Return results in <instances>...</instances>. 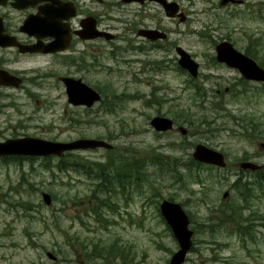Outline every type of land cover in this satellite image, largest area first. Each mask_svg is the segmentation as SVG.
<instances>
[{
  "label": "rangeland",
  "instance_id": "obj_1",
  "mask_svg": "<svg viewBox=\"0 0 264 264\" xmlns=\"http://www.w3.org/2000/svg\"><path fill=\"white\" fill-rule=\"evenodd\" d=\"M177 1L193 17H189V25L178 19L170 22L164 11L155 6L150 10L137 4L121 5V0H84L86 8L98 13L103 25L117 36L133 37L130 28L142 18L145 23L160 21L165 27L174 28V41L198 54L203 73H218L224 78L221 82L199 80L209 91L219 84L228 85L238 72L207 66L202 54L209 53L214 45L208 37L201 38L204 33L214 40L221 34L230 35L241 47L251 38L259 58L264 60L263 18L250 20L246 12L231 18L225 15L229 8L207 9L218 0ZM220 11L222 20L217 16ZM115 43L116 55L113 46L108 48V70L78 74L86 75L90 83L106 85L103 90L110 98L122 93L134 95L125 102L116 98L113 111L97 120L103 124L85 131V136L104 138L114 148L76 151L78 157L74 159L82 163L78 168L75 163L62 168L27 161L22 165L23 171L12 163L0 162V264H168L179 246L158 210L164 198L185 201V209L194 219V245L184 264H264V196L244 201L238 191H231L235 179L232 171L237 169L234 159L247 151L264 149L261 139L253 146L251 142V136L259 135V131L264 135V96L259 93L262 90L254 89L251 93H257L248 97L231 95L229 102L202 103L197 99L196 87L189 84L186 73L176 63L167 69L164 65L165 70L160 63L161 70L150 74L154 77L151 85L139 80V65L122 62V58L132 56L127 52L122 55L124 43ZM163 55L159 50L153 57L161 61ZM61 88L63 95L55 105L58 115L67 103L64 87ZM53 95L58 96L56 92ZM157 114L173 116L177 125L188 129V134L182 135L177 129L168 133L155 131L150 119ZM53 122L67 123L47 112L43 115L44 129H8L0 134V140L23 132H38L35 136L56 140L79 137L68 126L61 132L51 130L48 125ZM197 143L226 153L227 167L197 168L195 175L199 176L188 177L185 167ZM70 160L65 158L67 164H71ZM104 160L107 164L113 160L110 165L138 161L146 168L142 171L141 166L134 176L123 174L124 187L115 184L113 190H103L106 185L102 186L100 180L106 174L110 178V172H97L91 161ZM141 171L149 176L148 181L139 179ZM22 175L28 178L27 184L19 182ZM41 189L51 194L50 206L43 200ZM226 190L230 194L224 197ZM97 197L105 201L101 214L92 210L97 207ZM222 209L241 213L236 220H240L239 224L223 222Z\"/></svg>",
  "mask_w": 264,
  "mask_h": 264
},
{
  "label": "flooded vegetation",
  "instance_id": "obj_2",
  "mask_svg": "<svg viewBox=\"0 0 264 264\" xmlns=\"http://www.w3.org/2000/svg\"><path fill=\"white\" fill-rule=\"evenodd\" d=\"M59 1L73 6L76 14L67 19L63 18L60 22V28L64 32L63 37L66 39L59 38L56 43H52L53 40H56L55 37L30 34L23 28L25 25L24 21L30 16L41 15L40 9L41 6L45 4V1L29 4L25 8L16 7V0H8L6 4H0V17L4 26L3 33L10 36L15 43L9 46L0 45V134H4L8 129L18 130L30 127L44 129L46 125L43 123V115L47 112H50L56 120L67 121L66 124H57L55 122L49 124L48 126L51 130H59L61 132L64 126H68L76 135H79V137H85V131L92 128L94 125L103 124L97 120L111 113L110 98L103 90L106 85L98 86L97 83H90L86 75L78 74L81 71L96 74L108 70L109 67L106 62L111 57V52L108 51V48L110 46L112 48L113 46V52L114 55H116V47L114 46L116 40L126 45L122 55L127 52V55L130 54V56H132L129 59L127 57L122 58V62L128 65H139L141 71H138L136 74H139L138 78L140 81H145L152 85L154 77L150 74L157 70H161L160 63H162L163 70H165L163 68L164 65L167 69L169 65L174 66L176 63L179 70L186 73V79L189 81V84L191 82L197 86L199 85L200 95H198L197 99L202 103H215L214 101L229 102L232 101L231 95L248 97L249 94H256L257 92H251L259 88L262 90L259 93L263 92L262 95L264 96V80L247 79L239 68L231 67L226 62L218 59L217 45L223 40H228L232 42L239 51L254 59L259 66L264 69V60L259 58L257 48L254 44H251V38L248 39V43L245 47H241L238 45L237 40L227 34L217 36V40L212 39L211 36L205 35L207 33L201 36V38L208 37L211 39L214 45L209 53L202 54L207 58L206 63L209 68H225L238 72L237 76L227 82L228 85L222 87L219 84L215 86L214 91H209L205 89L204 86H201L202 84L199 80L215 79L221 82L224 78L218 73H203V61L199 60L198 54H193L184 47L191 53L194 59L199 62V72L197 75H191L189 69L180 64V55L177 48L182 45L176 43L172 37L174 28L165 27L160 21L145 23L142 18L136 22L135 27L130 28V31L133 32V37L114 35L111 39L107 38L109 35L106 34L110 33L108 26L103 25L101 16L98 13H92L86 8L84 0ZM98 1L101 2L103 0ZM175 1L178 2L177 0H166L165 2L171 3ZM129 4H137L141 9L148 6L150 10L155 6L164 11L166 18L170 22H174L178 19L188 23L190 21L189 17H191L190 12L183 8L180 2H178L177 8L172 7L173 12L170 14L167 13L166 7L160 0H121V5ZM210 5L211 7H208V10L229 8V10L225 11V15L231 18L238 17V14L246 12L250 20L255 17L264 19V0H218ZM68 11L69 10H66V12ZM222 15L223 11L217 13L220 20L224 17ZM89 17L95 22L96 33H104H99L96 37L88 36V33L85 31L84 23ZM37 44L38 47H33V45L35 46ZM49 46H55L57 49L44 50ZM117 49L119 50L120 48L117 47ZM159 50L164 52L161 61L153 57ZM64 78H71L73 80L81 79L84 83L96 89L101 94L102 98L91 105L71 101ZM62 86L64 87L67 103L62 107V111L58 115L55 105L57 99L61 98L63 95ZM53 92H56L58 96L53 95ZM132 96L134 95L122 93L119 98L125 102ZM116 98L117 97H115V103H117ZM148 102L151 103L152 100L149 99ZM171 118L174 119L173 116ZM14 119L16 120L14 121ZM34 120H36L37 123H32ZM255 126L256 124L254 123V127ZM174 129L175 127L167 131L161 130V132L168 133L174 131ZM179 129L183 131L182 127ZM37 133L38 132L13 133L11 138L35 136ZM184 133L186 134V130ZM257 139H261L260 145L264 148V141H262L264 140V135H262L260 131L259 135L254 134L251 136L252 146L255 145ZM96 149H100V147ZM76 151L78 150L65 152L62 156L46 155L41 157H32L29 154H12L1 156L0 162H5L6 164L12 163L16 168L23 171L25 168L22 167V165L25 166L27 161L28 163H39L42 166H46L49 163V165L52 164L57 167H62L67 164V162L63 160L66 157H70L71 162H74V157H78ZM225 155L228 158L226 153ZM242 161L254 162L259 167L256 169H243L240 167ZM91 162L100 164L107 163L108 161ZM72 164L73 163H71V167ZM233 165L237 169L232 171L235 174V179L232 182L231 191H238L240 195L248 191L251 197L257 195L259 197L264 196V149L250 150L237 156L234 159ZM206 166L217 167L216 165ZM19 182L27 184L29 180L25 175H22L19 176ZM44 192L45 191L42 190L41 196H43ZM227 192L229 194L230 190Z\"/></svg>",
  "mask_w": 264,
  "mask_h": 264
},
{
  "label": "water",
  "instance_id": "obj_3",
  "mask_svg": "<svg viewBox=\"0 0 264 264\" xmlns=\"http://www.w3.org/2000/svg\"><path fill=\"white\" fill-rule=\"evenodd\" d=\"M7 1L8 0H0V4H6ZM16 1L17 2L15 5L18 8H25L29 4L45 1V4L41 6L40 16H30L24 21L25 25L23 28L26 31H28L30 34H36L38 36L48 35L55 37L56 40H53L52 43H56L57 39L59 38H65L63 37L64 32L60 28V22L63 20V18L67 19L70 16L76 14L75 8L73 6H69L68 3H63L59 0ZM160 1H162L163 5L166 7L168 14L173 12L172 7H178V3L176 2L166 3V0ZM66 10L69 11L66 12ZM84 26L89 37H96L99 33H104H96L95 22L91 20V17L86 19ZM3 31L4 26L0 17V45L9 46L15 44L12 38L4 34ZM106 34L109 35L107 38H113L114 36L112 33ZM33 47H38V44L35 46L33 45ZM56 49L57 48L55 46H49L44 50ZM177 50L181 54L180 64L187 67L193 75H197L198 63L191 57L190 53L182 47L179 46ZM217 51L219 60L226 62L232 67L239 68L246 78L264 80V70L258 66V64L253 59L236 50L232 43L223 41L217 46ZM64 81L66 82L67 92L70 100L75 103H85L87 105H91L96 100L101 98L98 91L82 82L81 79L73 80L71 78H64ZM151 124L157 130H168L173 127V120L165 116H156L152 119ZM182 130L184 133L185 130ZM99 146L111 148L112 144L105 140L96 138H79L73 141L63 142L28 136L21 138H10L5 141H0V156L10 154L62 155L66 150L96 148ZM194 157L200 161L212 163L221 167H224L227 164V160L223 152L211 148L203 143H199L196 146ZM241 166L243 168L251 169H256L259 167L257 164L250 161L241 163ZM226 195L227 193L225 196ZM44 199L47 203L51 202V198L48 193L44 194ZM160 208L163 217L170 225L174 236L179 243V249L172 255L168 264H182L192 246L193 230L189 227V215L179 202L171 201L169 199L162 200Z\"/></svg>",
  "mask_w": 264,
  "mask_h": 264
},
{
  "label": "trees",
  "instance_id": "obj_4",
  "mask_svg": "<svg viewBox=\"0 0 264 264\" xmlns=\"http://www.w3.org/2000/svg\"><path fill=\"white\" fill-rule=\"evenodd\" d=\"M114 96L115 95H113L112 97H114ZM110 106L113 107L114 104L112 102H110ZM206 122L208 123L207 120H206ZM63 160H65V159H63ZM112 161L113 160H111L110 163H108V164L107 163L100 164V166L97 165V164H94L95 166H97V170H96L97 172L103 173V170L106 173H107V171L110 172V175H111L110 178L106 174L105 178H103V180H100V183H101L102 186H103V184L106 185L105 189H103V190H113V188L116 186L115 184H118L121 187H124L125 179L123 177V174L125 176H128V177H130L131 175L134 176L136 174V171L138 172L139 168L141 166H142V171L145 170V168H146L144 163H141V162H138V161H132V162L120 161L119 163H116L117 165H115V164L110 165ZM188 162L189 163H187V165L185 167L186 171H188V174H187L188 177H190V176L191 177H198L199 174L195 175L196 174V169L197 168H202V164L194 161L192 158H190V160H188ZM71 163H75V166H77V168H78V164L82 165V163L78 162V160H76V159L74 160V162H71ZM87 166H89V165H87ZM65 167H71V164H65L64 166H62V168H65ZM177 172L179 173L178 169H177ZM139 179L142 180L143 182L144 181H148L149 180V176L145 172H142V177H140ZM177 179L181 180L180 177H177ZM127 182H128V184H130V182H132V181L129 180ZM108 183H111L110 186H108ZM241 195L243 196L244 199H247L248 191H246L244 194L241 193ZM97 199L99 200L96 203L97 207L92 208V210L94 211L95 214H101L102 213V206H105V201H104V199H100L99 197H97ZM171 199H173V198H171ZM100 201H101V203H100ZM110 207L111 208L113 207L112 203H110ZM220 214L223 216V222L224 221L225 222H231V221L234 222V221L237 220L238 216H241V213H239V212H237V213L236 212L227 213L225 211V209L220 210ZM192 220L194 222V219H192Z\"/></svg>",
  "mask_w": 264,
  "mask_h": 264
},
{
  "label": "bare ground",
  "instance_id": "obj_5",
  "mask_svg": "<svg viewBox=\"0 0 264 264\" xmlns=\"http://www.w3.org/2000/svg\"><path fill=\"white\" fill-rule=\"evenodd\" d=\"M246 192V191H245ZM258 196V195H257Z\"/></svg>",
  "mask_w": 264,
  "mask_h": 264
}]
</instances>
